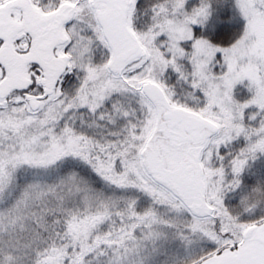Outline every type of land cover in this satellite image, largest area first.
I'll return each mask as SVG.
<instances>
[{
  "label": "snow or ice",
  "instance_id": "1",
  "mask_svg": "<svg viewBox=\"0 0 264 264\" xmlns=\"http://www.w3.org/2000/svg\"><path fill=\"white\" fill-rule=\"evenodd\" d=\"M0 264H264V0H0Z\"/></svg>",
  "mask_w": 264,
  "mask_h": 264
}]
</instances>
